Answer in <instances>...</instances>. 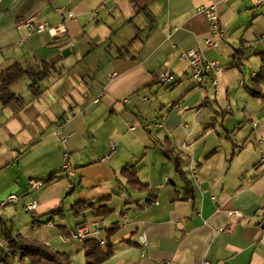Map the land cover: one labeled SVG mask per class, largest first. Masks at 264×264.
I'll return each instance as SVG.
<instances>
[{"label":"crops","instance_id":"1","mask_svg":"<svg viewBox=\"0 0 264 264\" xmlns=\"http://www.w3.org/2000/svg\"><path fill=\"white\" fill-rule=\"evenodd\" d=\"M213 4L225 38L202 54L219 63L217 94L209 82L196 88L180 58L208 36L197 8ZM59 8L73 18L63 21ZM28 19L62 24L65 34L28 31ZM263 35L264 8L254 11L250 0H0V72L14 63L53 67L38 97L27 85L22 95L10 90L22 107L0 106V202L23 199L0 209V248L6 228L87 264L85 243L96 241L62 237L102 219L97 246L111 254L97 264H264V85L260 96L248 91ZM165 71L174 83L161 86L156 76ZM64 160L74 178L61 171ZM126 165L140 187L128 183ZM52 176L28 190L30 180ZM30 198L34 213L23 210ZM78 202L92 205L77 217ZM13 256L3 262L0 253V264H30Z\"/></svg>","mask_w":264,"mask_h":264},{"label":"built area","instance_id":"2","mask_svg":"<svg viewBox=\"0 0 264 264\" xmlns=\"http://www.w3.org/2000/svg\"><path fill=\"white\" fill-rule=\"evenodd\" d=\"M252 9L259 12L264 8V0H250ZM63 21L72 19L73 14L63 8L57 9ZM197 12L204 15L208 23V36L202 39L199 44L191 49H188L184 53H181L180 58L187 62L189 66L188 79L194 84L196 88H202L207 82L210 83L214 92L217 94L218 88V73H219V63L216 60H207L203 56V51L215 50L219 44L225 38V30L221 25L219 14L216 5L200 6L197 8ZM21 25L31 32H47L51 37H60L65 34V29L63 25L50 26L46 22H39L36 19H28L21 22ZM264 37V35H263ZM115 74H108L107 80L112 81ZM157 84L164 86L174 83V77L171 73L165 71L160 72L156 76ZM99 99L93 100V104H97ZM70 115L73 116L74 112L70 111ZM63 123L59 124L54 135H59L61 133V128ZM134 130V128H130ZM115 151V145L110 143V152ZM61 171L64 172L69 178H74L76 176L75 170L70 166V164L64 160L61 165ZM191 175L193 178L197 176V170L192 169ZM45 184L41 180H30L28 184L29 191H36L43 187ZM23 199L16 195H9L0 202V209L12 205L16 206ZM157 204V203H155ZM37 201L34 198H30L28 201L23 202V210L27 213H34L37 210ZM232 216H240V213H232ZM51 225L52 223L49 222ZM258 227L261 229L263 236L260 239V243L264 244V217L258 223ZM107 225L102 219H94L89 223L78 224L73 231L68 235L62 237V241L69 243L71 241L84 242L86 240H95L100 246L104 244L102 235L105 232ZM140 243L145 246L144 235L139 236ZM1 246L7 249V243L5 240L1 241ZM14 258V256H13ZM161 264H170L169 262H163ZM202 264H210L208 260H203Z\"/></svg>","mask_w":264,"mask_h":264},{"label":"trees","instance_id":"3","mask_svg":"<svg viewBox=\"0 0 264 264\" xmlns=\"http://www.w3.org/2000/svg\"><path fill=\"white\" fill-rule=\"evenodd\" d=\"M243 51L242 49L235 50L233 55L232 66H238L241 60ZM260 60V67L254 77L250 80L252 90H248L249 94L253 97L260 96L261 94L257 91L260 90L261 86L264 85V51L257 54ZM53 67L47 63H41L39 67L34 66H22L21 64L14 63L0 72V106H7L15 104L19 107L24 105L22 97L15 95L10 91L11 85L17 82L21 78L29 80L28 89L36 98L41 94L39 83L49 76ZM165 154L170 156V151L165 150ZM175 171L180 175L182 181L186 186V190L189 191V184L186 181L182 171L180 170V162L176 158L174 160ZM132 166L126 165L122 169V173L128 179V183L133 186L140 187V183L132 171ZM54 176L45 181V183L52 182ZM91 203L78 202L72 208L74 216H79L80 213L91 206ZM3 240L7 243V249L0 248V253L3 256L2 261L7 262V259L14 254L18 253L19 261L29 259L30 264H37L41 261H45L51 264H69L67 257L58 252L52 251L47 245L36 241L28 240L21 235H12L6 228L2 229ZM86 244L85 258L87 264H97L102 260L106 259L111 251L109 249L103 250L95 244V242L88 241Z\"/></svg>","mask_w":264,"mask_h":264},{"label":"rangeland","instance_id":"4","mask_svg":"<svg viewBox=\"0 0 264 264\" xmlns=\"http://www.w3.org/2000/svg\"><path fill=\"white\" fill-rule=\"evenodd\" d=\"M29 84V80L25 79V78H21L17 81L16 86L11 87L10 90H12L13 92H15V94H25L27 92V85ZM40 86V84H39ZM45 85H43L44 87ZM163 91H166L164 89H162ZM26 215V214H24Z\"/></svg>","mask_w":264,"mask_h":264}]
</instances>
